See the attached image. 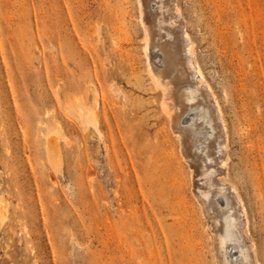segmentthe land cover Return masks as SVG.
<instances>
[{
    "label": "rangeland",
    "instance_id": "1",
    "mask_svg": "<svg viewBox=\"0 0 264 264\" xmlns=\"http://www.w3.org/2000/svg\"><path fill=\"white\" fill-rule=\"evenodd\" d=\"M61 2L0 0V264H213L189 167L146 73L135 0H74L71 19ZM177 8L221 106L229 179L264 264V0ZM93 85L107 124L87 137L64 104L74 92L91 107Z\"/></svg>",
    "mask_w": 264,
    "mask_h": 264
},
{
    "label": "bare ground",
    "instance_id": "2",
    "mask_svg": "<svg viewBox=\"0 0 264 264\" xmlns=\"http://www.w3.org/2000/svg\"><path fill=\"white\" fill-rule=\"evenodd\" d=\"M69 2L73 4L74 0H62L61 4L66 9V18L71 19ZM135 2L138 10V25L143 36L142 54L146 73L155 90L160 92L161 110L178 143L183 163L189 167L193 181L192 195L198 201L200 214L205 221V233L208 241L212 243L213 264H258L255 244L250 235L247 208L237 186L229 179L227 124L219 101L197 62L194 46L192 48L193 41L184 30V19L179 15L177 0H135ZM123 21L128 25L129 11L124 13ZM110 33L114 32L110 29ZM98 87L100 89V84ZM92 90L91 107L89 100L84 97L72 96L74 92H71V96L65 97L66 114L77 121L85 135L91 130L97 134L102 124H107L105 102L100 103L98 109L100 100L95 85ZM61 130L55 127V131H50L53 133L47 135L45 139L46 155L54 168L61 159L58 136ZM6 202L3 197L0 198V224L7 213ZM164 251L167 252L166 247ZM172 263L175 264V261Z\"/></svg>",
    "mask_w": 264,
    "mask_h": 264
}]
</instances>
